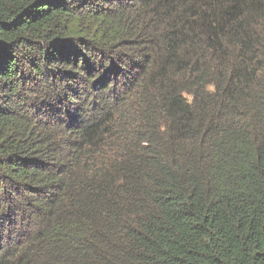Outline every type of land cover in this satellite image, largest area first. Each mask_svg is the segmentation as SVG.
<instances>
[{
    "label": "trees",
    "instance_id": "obj_1",
    "mask_svg": "<svg viewBox=\"0 0 264 264\" xmlns=\"http://www.w3.org/2000/svg\"><path fill=\"white\" fill-rule=\"evenodd\" d=\"M0 264H264V0H0Z\"/></svg>",
    "mask_w": 264,
    "mask_h": 264
}]
</instances>
